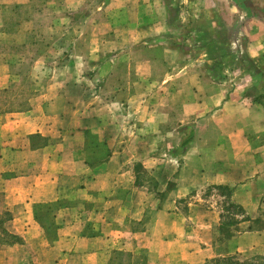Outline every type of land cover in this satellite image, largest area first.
<instances>
[{
	"label": "crops",
	"instance_id": "crops-1",
	"mask_svg": "<svg viewBox=\"0 0 264 264\" xmlns=\"http://www.w3.org/2000/svg\"><path fill=\"white\" fill-rule=\"evenodd\" d=\"M28 3L0 0V40L28 42L31 18L8 27ZM97 10L86 35L99 41L69 44L29 108L0 112V211L19 238L0 234V264H106L109 248L145 264H264V0ZM12 67L0 54V87ZM230 203L244 213L226 225Z\"/></svg>",
	"mask_w": 264,
	"mask_h": 264
},
{
	"label": "rangeland",
	"instance_id": "rangeland-1",
	"mask_svg": "<svg viewBox=\"0 0 264 264\" xmlns=\"http://www.w3.org/2000/svg\"><path fill=\"white\" fill-rule=\"evenodd\" d=\"M28 5H18L15 12L19 13L9 23L13 29L21 18L29 17L32 20L29 40L23 45L13 44L0 40V54L13 63L12 81L5 87H0V112L25 110L30 107L31 99L40 94L48 83L59 74L57 66L62 65L66 55L65 48L69 44L80 46L81 50L89 42H98L99 37L87 36V30L95 29L100 21L95 19L100 0H30ZM103 6V5H101ZM103 28L109 27V21H104ZM53 46L54 48H50ZM64 51V53H63ZM79 55L78 51L68 53ZM73 57V56H72ZM80 71V70H79ZM78 71V73H80ZM190 128L186 130L189 135ZM186 135V136H187ZM214 189H210L211 193ZM218 192L229 194L227 187H217ZM1 198V197H0ZM243 209V208H242ZM7 211H0L1 236L5 239H13L8 232H3L7 221ZM236 204L230 203L225 207L222 220L224 223L235 221L243 217ZM264 225V218L255 224V227ZM68 246V244L66 243ZM66 247V246H65ZM106 264H145L141 255H131V252L109 248ZM256 264L260 258L245 256L243 260L238 255H230L217 262L209 264ZM31 264V263H30Z\"/></svg>",
	"mask_w": 264,
	"mask_h": 264
},
{
	"label": "trees",
	"instance_id": "trees-1",
	"mask_svg": "<svg viewBox=\"0 0 264 264\" xmlns=\"http://www.w3.org/2000/svg\"><path fill=\"white\" fill-rule=\"evenodd\" d=\"M192 137H193V133L192 132H190L189 133V135H187V137H185L184 139H183V141H182V143H181V146L179 147V149H178V152H183V151H185L186 150V148H187V146L190 144V142H191V140H192ZM238 206V205H237ZM238 208H240L241 209V211L243 210L242 209V207H239L238 206ZM7 213V219L6 220H8V219H10L11 218V213L10 212H6ZM234 223H236L235 221H230V222H226V223H224V224H226V225H231V224H234ZM1 226V225H0ZM1 228V227H0ZM3 232H7L6 231V229L4 228L3 230H2V233ZM0 233H1V229H0ZM11 235V234H10ZM12 237H13V239H5V238H3L4 239V241L5 242H12L13 240L14 241H19V238L18 237H15V236H13V235H11ZM12 240V241H11ZM237 264H240L239 262H237Z\"/></svg>",
	"mask_w": 264,
	"mask_h": 264
}]
</instances>
